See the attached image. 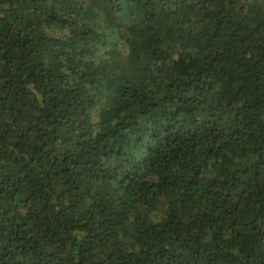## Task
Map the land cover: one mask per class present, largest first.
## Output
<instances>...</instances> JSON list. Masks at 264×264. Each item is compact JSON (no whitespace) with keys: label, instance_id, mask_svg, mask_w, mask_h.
Segmentation results:
<instances>
[{"label":"trees","instance_id":"1","mask_svg":"<svg viewBox=\"0 0 264 264\" xmlns=\"http://www.w3.org/2000/svg\"><path fill=\"white\" fill-rule=\"evenodd\" d=\"M0 264H264V0H0Z\"/></svg>","mask_w":264,"mask_h":264}]
</instances>
